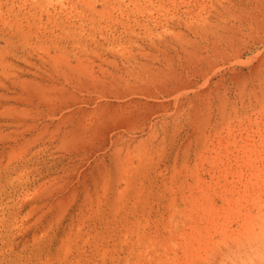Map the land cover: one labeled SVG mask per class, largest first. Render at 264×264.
I'll list each match as a JSON object with an SVG mask.
<instances>
[{
	"label": "rangeland",
	"instance_id": "374dc122",
	"mask_svg": "<svg viewBox=\"0 0 264 264\" xmlns=\"http://www.w3.org/2000/svg\"><path fill=\"white\" fill-rule=\"evenodd\" d=\"M215 9L231 39L177 55ZM263 193L264 0H0V264H183Z\"/></svg>",
	"mask_w": 264,
	"mask_h": 264
},
{
	"label": "bare ground",
	"instance_id": "6f19581e",
	"mask_svg": "<svg viewBox=\"0 0 264 264\" xmlns=\"http://www.w3.org/2000/svg\"><path fill=\"white\" fill-rule=\"evenodd\" d=\"M245 1L249 2V0H245ZM215 14H216L215 22L217 23L215 26L212 24V22H209V21H203L201 23H198V22H194V23L188 22L187 23L186 22L184 24L186 33L180 37V43L178 46L175 47V53L177 55H178V53H181L186 58V57H190L191 55L195 54L196 50L199 53L205 52V54L207 55V54H211V53L216 54L222 49V46L231 39V31L233 30V26H229L225 22V20H227L228 17L237 18L238 15H235L234 13H227V15H226L227 17H224L222 14L219 13L218 9H215ZM240 14H243V13H239V15ZM152 43L153 42H151V44ZM208 58H209V56H206V59H208ZM152 60H154V58ZM187 63H189V62H187ZM122 66H123V64H122ZM123 67H125V66H123ZM131 68H132V70L126 71V72H124V74L122 72L123 75L119 74L120 76H118V77L123 79V77L129 76V77L133 78L134 81L136 79H138V75H139L138 70H136L135 67H131ZM143 68L151 70L152 72H154V74L155 73L158 74L157 69L153 68L152 61H150L149 64L140 65V69H143ZM125 70H126V68L124 69V71ZM177 72L179 74H183L186 76H188L190 73H193V71L189 68V65H187L185 67L184 64H181V63L178 64V71ZM116 99H117V104H119V106L121 108H126L130 105V102L128 101L127 97H123V96L119 97V95H118V97L113 98V100H116ZM108 106H110V105H108ZM116 107L119 108L117 105H116ZM258 197H259V195H258ZM258 197L256 199H258ZM263 197H264V195H263ZM259 200H258L259 204H255L256 200L254 199V201H255L254 205H260L261 206ZM262 200H260L261 203L263 204L261 207L255 206V210H256V212H258V215L255 219L256 224H254V226L252 225V227H251L249 225L250 228L248 227V228H245L244 230H243V228H241V225L243 223L247 224L248 220L251 219V217L249 216L250 218L247 221H246V219L244 220L246 222L242 221L243 223H241V225L238 226V228L240 227L243 232H241L239 234L235 233V236L233 235V233H234L233 230L231 231L230 229H229L230 232H228V233L226 232L227 234L222 235V232H221L222 236H220L219 239H215V240H213L211 238L208 240L206 239V242H204V244H202V246L206 245V247L204 246L205 247L204 250H203L202 246H201L202 248L200 247L201 248V250H200V248L197 247V243H196L195 247H197L200 251H202V250L203 251L200 253L198 252L195 255L194 254L190 255L189 259H187V260H186V257L189 254H186L184 263L185 264H229V263L231 264V262H233L232 264H239L235 261L239 260V262H240L241 255H242V257H244L245 255L243 256V254L248 252L249 251L248 249H250L251 247H254L256 245L259 246V244L263 245L264 244V198ZM256 208H258V209H256ZM255 216H256V214H255ZM244 224L242 227H244ZM252 224H253V222H252ZM247 226L245 225V227H247ZM255 226H256V228H258L257 226H260L259 227L260 229H258V232H257V230L256 231L252 230V228H254ZM223 229H225V228H223ZM249 229L251 231H248ZM252 231L254 232V234L249 235L248 232L251 233ZM231 232H232L231 235H233V236L229 235ZM237 232H239V231H237ZM197 236H199V235H197ZM125 240H126V238H125ZM200 240H201V237H200ZM173 242H175V241H173ZM188 242H189V240L187 242H185L184 244H186ZM202 243H203V241H202ZM177 245H175L174 243L171 245L172 247H171L169 252H171V254L173 256L175 255L174 249ZM148 248H147V250H144L145 248L143 247L142 251L140 250L141 253L140 254L137 253L138 254L137 257L142 258V259H146L148 262H150V264H151V262L155 263V264L156 263L160 264L158 262V261H160L159 258L161 256H165L163 258L164 263L169 264V263H167V261L169 259L168 258L169 255L162 254L160 256L159 252H157L154 248H152V249H154L152 251L151 247H150V249L152 251V254H149L150 249H148ZM256 249H259V248L256 247ZM254 251H255V248H254ZM134 252H135V249L133 250V248H132L131 254ZM137 254L134 253L132 255H137ZM248 254L250 255L251 252ZM247 256L248 255L246 253V257ZM231 257H232V261L230 260ZM258 257H259V255H258ZM260 257H262V256H260ZM263 259L264 258H262V261H261V258H260L258 263L261 264V262H263L262 264H264ZM228 261H230V262L228 263ZM246 261L248 263L252 262V260L250 262L248 260H246ZM243 264H245V262Z\"/></svg>",
	"mask_w": 264,
	"mask_h": 264
}]
</instances>
